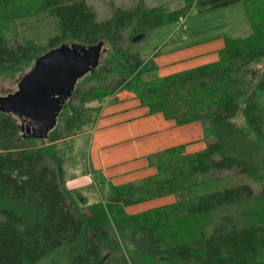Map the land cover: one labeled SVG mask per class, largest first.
Segmentation results:
<instances>
[{
	"label": "trees",
	"instance_id": "16d2710c",
	"mask_svg": "<svg viewBox=\"0 0 264 264\" xmlns=\"http://www.w3.org/2000/svg\"><path fill=\"white\" fill-rule=\"evenodd\" d=\"M200 1L166 14L140 1L99 20L87 0H0V78L23 76L64 44L111 48L78 80L46 140L23 139L20 121L0 112V264H264V0H240L250 32L225 37L215 63L143 80L156 67L128 47L138 34L188 18ZM37 17L50 18L54 34L44 43L18 39L17 26ZM122 91L176 126L201 123L206 148L154 153L155 175L87 204L66 188L65 163L103 102ZM234 176L243 184L197 196ZM168 195L176 198L169 205L125 211Z\"/></svg>",
	"mask_w": 264,
	"mask_h": 264
},
{
	"label": "crops",
	"instance_id": "0c3cea01",
	"mask_svg": "<svg viewBox=\"0 0 264 264\" xmlns=\"http://www.w3.org/2000/svg\"><path fill=\"white\" fill-rule=\"evenodd\" d=\"M196 5L201 7L198 9L200 14L207 15L209 12H216L220 9L223 12L230 11L232 13L235 11L242 16L241 19L246 20L245 7L240 0H204ZM186 19L183 27H178L174 32L175 34L180 30L181 35L175 34L171 40H164L153 53L154 59L153 57L147 58L151 59L155 65V73L159 76L158 78L212 64L219 60V52L224 48V38L229 35L217 30L205 36L212 35L209 39L194 41L191 36H187L184 32L187 30ZM209 31L212 29L197 33ZM249 32L250 30L245 29L243 34L247 36ZM230 37L241 38L237 35ZM105 102L102 105H107V107L101 108L99 112L96 130L92 133L90 129L84 130L74 142L73 154L80 137L87 134L92 135L91 141L88 143L89 152L86 158L88 173L68 175L65 165L66 188L71 190L73 194L84 198L81 191L87 192L93 186L99 185L104 195V198L100 200L102 202L111 196L110 187L135 183L155 175L156 169L149 165L147 157L168 148L182 146L180 144H191L192 141H189L187 135L191 136V125L197 123L176 126L174 121L165 119L160 113L151 115L147 107L141 106L136 96L127 91L118 92L111 96L108 104ZM200 135L203 136L202 129ZM174 139L184 141H178L177 145L172 146L170 144L174 143L172 141ZM120 144L124 145L118 146ZM186 145H183L185 154H194L186 149ZM96 188L98 189V186ZM98 192L101 197L102 193ZM167 200H170L169 204H171L175 201V197L171 196ZM94 202L97 201L86 200L87 204ZM136 206L126 207V213L134 215L146 211L143 209L142 203Z\"/></svg>",
	"mask_w": 264,
	"mask_h": 264
},
{
	"label": "rangeland",
	"instance_id": "374dc122",
	"mask_svg": "<svg viewBox=\"0 0 264 264\" xmlns=\"http://www.w3.org/2000/svg\"><path fill=\"white\" fill-rule=\"evenodd\" d=\"M142 2L146 8H155V7H163L165 10L164 13L167 12H178L183 10L186 5L187 0H87V3L94 9L97 13L99 20H106L111 17L112 8H122V9H131L134 8L139 2ZM198 2H196L197 4ZM194 5L191 9L190 16L186 19V27L187 30L184 31L187 36H191L194 41H203L209 39L211 36L205 37L213 33V31L221 30L224 33L228 34L229 36L237 35L239 37H244L246 34L245 29L249 30V26L246 20L241 19L242 16L235 11L223 12L222 10L218 9L216 12H209V14H200L198 13L199 5ZM205 6V5H204ZM201 8V7H200ZM235 21H242V22H235ZM177 22H167L160 27L147 31L145 33V37L139 41L132 42L128 44L129 49L131 52H135L140 54L142 59H147L149 57H153V53L158 49L161 43L164 40H171L173 35L180 36L181 33L177 31L178 28ZM212 29V31L206 33H197L200 31ZM247 32V31H246ZM16 33L19 35L18 39H33L44 43L49 36L54 34V25L50 18H43L37 17L34 19L27 20L23 24H19L16 28ZM127 33V32H126ZM126 33L123 32V38H126ZM192 34L195 36H192ZM103 52L101 53L99 65L102 64V60L110 54V44L104 42L103 45ZM154 59V57H153ZM157 74L154 72L145 74L143 76V80H153L158 78ZM22 76L15 75V76H5L0 78V97H6L10 94H13L17 91V85L20 81ZM79 82V81H78ZM91 105V104H90ZM111 106V105H110ZM107 107L102 105V109ZM101 114V113H100ZM99 115L97 116L96 121L94 124L88 128L87 130H91V133L96 130L97 122H98ZM95 119V115H94ZM240 123V120H237ZM202 126L201 123L197 122L191 125L190 133L191 136L187 135L189 141H192L191 144H180L186 145V149L189 150L190 153H196L203 150L206 147V141L202 135H200ZM201 137V139H200ZM92 135H84L80 137L77 141L75 146V152L71 155V159L66 162L67 173L68 175H79L83 172L88 173V166L86 163L87 154L89 152L88 143L91 141ZM199 140H196L198 139ZM174 143L170 145H177L178 141H184L180 139L172 140ZM124 144H120L118 146H122ZM188 153V152H187ZM233 173H230L232 175ZM222 176L229 175V173L223 172ZM247 183V182H246ZM239 184H243L242 179L239 176H234L232 178H228L225 180H220L214 182L209 185V188L199 191V195H203L213 191H219L224 188L234 187ZM98 186V189L96 188ZM93 186L92 189L85 191H81L82 195L87 201H100L104 198L103 191L100 189L99 185ZM254 193H259V188L254 186L253 188ZM100 191L102 196L100 197ZM172 195H168L161 198H156L151 201L143 202L142 206L144 210L152 209L155 207H159L161 205H166L170 203L168 198H171ZM179 197H186L185 195L178 196ZM176 200V198H175ZM139 205V204H138ZM135 206L136 205H131ZM130 207V206H129ZM48 262H42L40 264H47Z\"/></svg>",
	"mask_w": 264,
	"mask_h": 264
},
{
	"label": "water",
	"instance_id": "95a60500",
	"mask_svg": "<svg viewBox=\"0 0 264 264\" xmlns=\"http://www.w3.org/2000/svg\"><path fill=\"white\" fill-rule=\"evenodd\" d=\"M144 37L138 34L131 41ZM103 45L64 44L46 52L22 76L15 93L0 97V112L20 121L23 139L48 138L78 80L98 67Z\"/></svg>",
	"mask_w": 264,
	"mask_h": 264
},
{
	"label": "built area",
	"instance_id": "2783aa9c",
	"mask_svg": "<svg viewBox=\"0 0 264 264\" xmlns=\"http://www.w3.org/2000/svg\"><path fill=\"white\" fill-rule=\"evenodd\" d=\"M185 19H186V18L179 17V19H178V21H177L179 28L183 27L184 22H185ZM107 103H108V101L105 102V104H107Z\"/></svg>",
	"mask_w": 264,
	"mask_h": 264
}]
</instances>
